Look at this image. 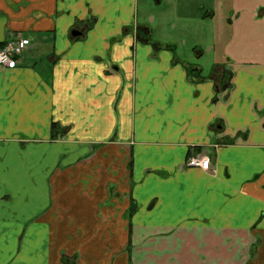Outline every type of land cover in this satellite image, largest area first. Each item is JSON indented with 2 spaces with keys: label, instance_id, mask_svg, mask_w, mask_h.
Listing matches in <instances>:
<instances>
[{
  "label": "crops",
  "instance_id": "obj_1",
  "mask_svg": "<svg viewBox=\"0 0 264 264\" xmlns=\"http://www.w3.org/2000/svg\"><path fill=\"white\" fill-rule=\"evenodd\" d=\"M152 1L0 0V264H264V0Z\"/></svg>",
  "mask_w": 264,
  "mask_h": 264
},
{
  "label": "built area",
  "instance_id": "obj_2",
  "mask_svg": "<svg viewBox=\"0 0 264 264\" xmlns=\"http://www.w3.org/2000/svg\"><path fill=\"white\" fill-rule=\"evenodd\" d=\"M27 48L28 41L21 36H15L0 44V71L14 69ZM209 163L207 157L193 155L187 159L186 166L208 170Z\"/></svg>",
  "mask_w": 264,
  "mask_h": 264
},
{
  "label": "rangeland",
  "instance_id": "obj_3",
  "mask_svg": "<svg viewBox=\"0 0 264 264\" xmlns=\"http://www.w3.org/2000/svg\"><path fill=\"white\" fill-rule=\"evenodd\" d=\"M136 10L138 15L142 14L143 10L144 13H150L152 15L155 14V7L152 0H138Z\"/></svg>",
  "mask_w": 264,
  "mask_h": 264
},
{
  "label": "trees",
  "instance_id": "obj_4",
  "mask_svg": "<svg viewBox=\"0 0 264 264\" xmlns=\"http://www.w3.org/2000/svg\"><path fill=\"white\" fill-rule=\"evenodd\" d=\"M188 73H189V76H191V75H198L199 76V72H196V74H194L195 73V70L194 69H191V68H188ZM62 264H72V263L69 262V259L64 258L62 260Z\"/></svg>",
  "mask_w": 264,
  "mask_h": 264
},
{
  "label": "water",
  "instance_id": "obj_5",
  "mask_svg": "<svg viewBox=\"0 0 264 264\" xmlns=\"http://www.w3.org/2000/svg\"><path fill=\"white\" fill-rule=\"evenodd\" d=\"M74 35H77V33H74Z\"/></svg>",
  "mask_w": 264,
  "mask_h": 264
}]
</instances>
